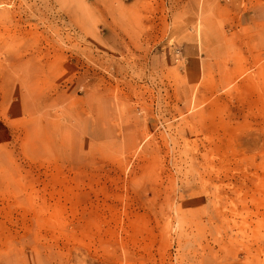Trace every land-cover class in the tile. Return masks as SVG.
Returning <instances> with one entry per match:
<instances>
[{
    "label": "rangeland",
    "instance_id": "rangeland-1",
    "mask_svg": "<svg viewBox=\"0 0 264 264\" xmlns=\"http://www.w3.org/2000/svg\"><path fill=\"white\" fill-rule=\"evenodd\" d=\"M0 264H264V0H0Z\"/></svg>",
    "mask_w": 264,
    "mask_h": 264
}]
</instances>
